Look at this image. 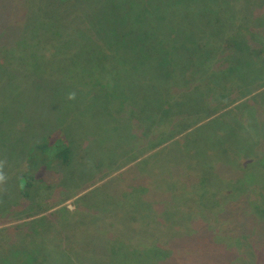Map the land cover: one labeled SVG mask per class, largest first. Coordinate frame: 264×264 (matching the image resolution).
<instances>
[{"label": "rangeland", "instance_id": "obj_1", "mask_svg": "<svg viewBox=\"0 0 264 264\" xmlns=\"http://www.w3.org/2000/svg\"><path fill=\"white\" fill-rule=\"evenodd\" d=\"M246 13L248 17H244ZM261 13L264 0H0V172L4 175L0 181V232L6 234L10 232L7 226L44 217L51 223L49 227L63 226L64 230L54 233L71 238L78 257L82 254L92 264L113 260L117 264L248 261L242 238L251 235L253 239L254 219L243 203L226 211L227 200L208 191L202 181L194 186L193 182L185 183L189 193L185 202L207 209L211 227L198 220L202 229H179L181 236L173 237L179 231L173 222L175 208H168L165 222L158 218L152 227L164 231L154 233L131 223V219L130 226L140 230L120 227L128 221L127 212L121 213V208L133 207L138 197L148 198L153 193V185L148 186L141 179L143 173L130 170L136 168L137 160L153 152L155 142L150 139L156 128L147 138L133 131L135 127L130 123L135 120L130 119V103L124 102L118 92L125 89V76L141 72L143 75L146 69L139 68L142 63L151 64L144 62L150 56L170 57L181 66H191L198 63L192 51L196 48L215 45L219 49L229 46L231 50L230 46L241 36H253L256 42L264 39V18L260 24L256 20ZM220 17L224 19L221 21ZM199 53L209 55L207 51ZM233 73L238 81L248 82L249 90H258L251 100L264 99V79L252 80L255 75L247 69H235ZM70 93L75 94L74 99L68 98ZM171 98L176 99L175 95ZM171 104L167 102L165 106ZM129 133L131 151L126 150L128 142L124 141ZM50 135L69 141L73 152L69 169L62 171L50 162L61 149L56 139H48ZM40 142L48 145L35 153ZM155 159V155L148 159L153 161L154 169L160 167ZM23 172L44 186L43 195L34 198L40 208L24 209L26 203L15 187L17 175ZM144 185L150 189L145 191L148 188ZM95 188L98 191L84 198L83 207L80 197ZM106 188L110 198L100 197L98 192ZM17 202L20 204L15 206ZM53 204L56 205L43 211ZM66 206L81 219L95 210L108 213L115 206H120L117 212L121 214L114 224L104 214L103 220L102 215L92 216L102 225L96 226L91 239L96 223L91 219L87 222L86 217V223L76 228L78 220L72 224L60 215ZM55 211L59 214L52 216ZM27 213L32 215L25 218ZM40 223H36L39 233L48 228ZM127 230L132 235L125 238ZM11 233V238L0 243L4 244L0 264H49L39 254L41 244L32 241L27 245L15 235V230ZM26 234L29 238V232ZM158 234L170 238L164 240ZM75 238L88 243L81 247ZM256 239H261L258 259L259 264H264V238ZM43 240L46 249L54 245L50 235ZM257 241L254 249H259ZM116 244L122 249L118 258ZM62 261L80 263L70 257H63Z\"/></svg>", "mask_w": 264, "mask_h": 264}, {"label": "trees", "instance_id": "obj_2", "mask_svg": "<svg viewBox=\"0 0 264 264\" xmlns=\"http://www.w3.org/2000/svg\"><path fill=\"white\" fill-rule=\"evenodd\" d=\"M244 17H248V14L246 13ZM261 18H264V13L257 15V24L262 23ZM219 19L222 21L224 18ZM213 46L192 50L194 60L198 63L194 62L191 66L187 63L181 66L178 62L171 61L170 57L164 59L161 56H150L144 62L151 64L142 63L139 68V71L146 69L143 75L141 72L139 75H129L122 79L124 80L122 89H125L118 94L124 102L130 103H128L130 119L137 121V123L135 121L130 123L135 127L133 131L141 132L147 138L148 134L156 128V134L150 139V141L154 139L155 142L153 152L137 160L135 164L137 169L133 167L130 170L134 173L142 172L141 179H144L148 186L153 185V193L148 198L138 197L137 204L132 203V205L136 204L133 207L121 208V213L127 212L128 214L126 215L128 225L124 223L120 227L134 231L140 230L141 228L130 226L129 220L131 219V223H137L144 229L150 228L154 233L164 231L162 228L153 230L152 227H155L154 224L158 222V218L165 222L168 208L176 210L173 214V222L178 230L196 227L202 229L198 220L202 222L204 220L205 226L211 227L207 209L200 206L193 207L190 202H185L189 197L185 183L193 182L194 186L202 181L208 191L217 195L219 199L227 200L224 205L226 211L234 204H244V209L246 208L249 216L254 219L251 226L254 240L251 239V235L242 238V240L245 239L244 252L249 259L241 261L240 264H259L258 257L261 254L262 243L260 245L261 239L256 238L260 236L264 238V115L262 114L264 99L251 100L250 98L257 96L258 90H249L250 88L246 87L248 82L246 84L243 79L238 81L233 71L247 69L249 73L255 75L252 80L256 79L260 82L264 79V39L256 42L253 36L250 39L241 36L230 46L231 50L229 46L221 49ZM204 51H207L209 55L199 53ZM240 82H243V85H240ZM190 83H192L191 87ZM174 95L176 99L172 101L171 97ZM167 102L172 104L165 106ZM129 135L130 133L124 141L128 142L126 150L131 151L132 141H128ZM52 138L60 143L61 149L53 155L50 162L59 165L62 171L69 169L73 153L69 141L53 135L48 137L49 140ZM47 145V143H37L34 152L44 150ZM161 145L164 146L160 147ZM154 155L156 156L155 161L160 165L156 169L153 168V161H148ZM161 169L163 172L160 171ZM17 177L18 182L15 187L19 191L20 198L26 203L24 209L33 210L36 206L40 208V204H36L34 198L43 195L41 190L44 191V186L39 185L33 176L25 172L19 173ZM174 179L178 181L170 184ZM145 185L144 187L148 188ZM46 188L49 189L50 186ZM98 188L80 197L79 200L82 199L83 207H86L83 200L85 201L89 193L98 191ZM98 193L100 197L110 198L111 195L107 188ZM185 193L188 194L185 195ZM111 199L114 200L113 197ZM17 204L20 203L17 202L15 206H18ZM165 204H168L167 209L164 208ZM55 205L45 206L43 211ZM119 207L115 206L105 214L95 210L92 214L88 213L87 219L86 217L84 219L87 222L90 219L94 221L92 216L102 215L103 220L104 214L114 224L117 215L121 214L117 212ZM63 210L60 215L65 217L66 222L73 224L78 220V225H73H77L76 228L86 223L84 219L79 218L78 214L74 215L73 210L67 206ZM58 214L59 212L55 211L51 215ZM31 215L32 213H27L25 218ZM46 220L41 217L32 223L25 221L19 226H7L10 227V232L6 234L0 232V243L11 238L13 235L11 232L15 230L17 232L15 235L20 236L25 244L30 245L32 241H35L34 244H41L39 254L45 256L49 264L60 262L68 264L62 261L63 257L73 258L80 262L79 264H92L84 260L82 254L78 257L77 250L69 241L71 238H66L64 233H54V231L63 229V226L49 227L51 223ZM36 223L44 224L48 227L47 230L39 233ZM100 224L96 223L94 226L93 233L90 234L91 239H93L94 229ZM128 230L125 238L132 235ZM165 230L170 232L167 226ZM26 232H29V238ZM40 234L41 237H39ZM179 234H181L180 230L173 237L181 236ZM49 235L54 245L46 249L44 247L46 242L43 238ZM159 235L164 237V240L170 238H167L165 234H158V237ZM76 239L78 238H75V242L81 247L88 243L77 242ZM255 240H258L256 245L259 249H254L256 248ZM3 246L4 244H0V249ZM120 247V244L114 246L117 258L118 252L121 254L122 251ZM126 247L131 251L135 250L128 244ZM147 249L145 251L148 252L150 247ZM2 254L3 251H0V257ZM126 257L131 258L129 255ZM67 261L70 262V260ZM108 264H117V262L113 260ZM221 264H226V262L223 261Z\"/></svg>", "mask_w": 264, "mask_h": 264}, {"label": "clouds", "instance_id": "obj_3", "mask_svg": "<svg viewBox=\"0 0 264 264\" xmlns=\"http://www.w3.org/2000/svg\"><path fill=\"white\" fill-rule=\"evenodd\" d=\"M74 96H75L74 93H70L69 96H68V98L69 99H74ZM3 180H4V175H3L2 172H0V181H3Z\"/></svg>", "mask_w": 264, "mask_h": 264}]
</instances>
